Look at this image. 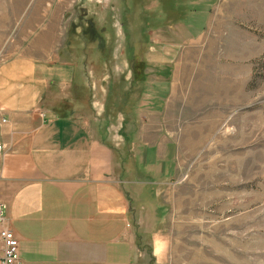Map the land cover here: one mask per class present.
<instances>
[{"label":"rangeland","instance_id":"1","mask_svg":"<svg viewBox=\"0 0 264 264\" xmlns=\"http://www.w3.org/2000/svg\"><path fill=\"white\" fill-rule=\"evenodd\" d=\"M53 16L88 51L107 141L137 122L156 151L144 264H264V0H0V63Z\"/></svg>","mask_w":264,"mask_h":264},{"label":"crops","instance_id":"2","mask_svg":"<svg viewBox=\"0 0 264 264\" xmlns=\"http://www.w3.org/2000/svg\"><path fill=\"white\" fill-rule=\"evenodd\" d=\"M49 19L0 63V203L22 264H144L143 221L158 224L156 151L141 155L137 122L128 149L119 133L117 148L107 141L88 51L60 16Z\"/></svg>","mask_w":264,"mask_h":264},{"label":"built area","instance_id":"3","mask_svg":"<svg viewBox=\"0 0 264 264\" xmlns=\"http://www.w3.org/2000/svg\"><path fill=\"white\" fill-rule=\"evenodd\" d=\"M6 123V120H3ZM3 146L0 145V153ZM0 264H22L20 241L9 227L7 206L0 203Z\"/></svg>","mask_w":264,"mask_h":264},{"label":"trees","instance_id":"4","mask_svg":"<svg viewBox=\"0 0 264 264\" xmlns=\"http://www.w3.org/2000/svg\"><path fill=\"white\" fill-rule=\"evenodd\" d=\"M136 55L137 54H134L133 57H135ZM138 61L139 62L141 61L140 58L138 59ZM144 69H145V67L142 64H140V63L135 66V68L133 69L134 73H135V82H143V81H145V79L147 78V74L144 72ZM115 89L117 90V88H115ZM116 90L114 91L115 94L113 93V95H112V100H113V102H115L119 97H121L122 102L120 104H118V105H120V109L119 110H121L125 114H128V116H129L130 109L127 108V106L131 105V102H133V98L131 97V95H127L129 98L126 97V96H123L122 95V91H120V93H119V91L118 90L116 91ZM124 97H125V99L127 101L124 100ZM113 108L114 107L112 106V104L109 103L108 110L111 111Z\"/></svg>","mask_w":264,"mask_h":264}]
</instances>
